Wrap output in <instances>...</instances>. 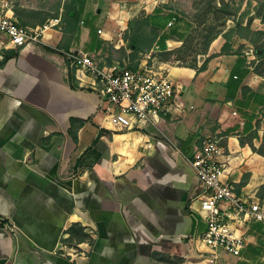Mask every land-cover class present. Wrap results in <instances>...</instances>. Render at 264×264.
<instances>
[{"label":"crops","instance_id":"1","mask_svg":"<svg viewBox=\"0 0 264 264\" xmlns=\"http://www.w3.org/2000/svg\"><path fill=\"white\" fill-rule=\"evenodd\" d=\"M67 2L40 42L15 46L0 31V264H264V220L255 218L239 255L211 260L205 216L193 208L199 179L186 160L220 136L229 180L264 202V154L253 148L264 137V74L251 32H233L224 51L225 28L196 67L154 55L181 87L185 110L120 129L68 52L110 63L131 50L123 58L136 63L137 52L179 46L194 24L161 11L159 0H71L66 10ZM136 34L138 51L128 48Z\"/></svg>","mask_w":264,"mask_h":264},{"label":"built area","instance_id":"2","mask_svg":"<svg viewBox=\"0 0 264 264\" xmlns=\"http://www.w3.org/2000/svg\"><path fill=\"white\" fill-rule=\"evenodd\" d=\"M61 22L59 14L43 24L24 25L10 5L0 1V31L15 46L40 42L46 29L60 26ZM68 55L73 59L77 79L83 83L88 77V86L100 95L102 102H107L106 121L119 124L120 129L159 123L163 115L185 110V103L180 100L181 87L173 82L166 68L149 59V54L136 68L119 60L101 63L84 51H72ZM170 142L178 149L173 140ZM148 146L152 147V143ZM223 154L221 137L214 135L202 140L192 158L186 157L199 179V193L194 201L200 204L199 208H193L205 216L207 227L202 240L212 261L220 258L221 251L239 255L245 246L248 222L254 218L264 220V202L248 199L237 191L235 183L228 178V162L220 158ZM5 225L15 228L10 222Z\"/></svg>","mask_w":264,"mask_h":264},{"label":"rangeland","instance_id":"3","mask_svg":"<svg viewBox=\"0 0 264 264\" xmlns=\"http://www.w3.org/2000/svg\"><path fill=\"white\" fill-rule=\"evenodd\" d=\"M10 1L13 6L17 5L20 8L25 9V17L29 22L28 25L30 26L41 24L40 21L44 17L47 21L49 18L61 14L64 8V5H62L64 0ZM67 1L68 2L65 8L66 10L68 6L71 5V0ZM157 3L161 11L180 13L186 19L191 21L192 24H194V27L187 39L183 43L179 44V46L176 48L172 49L171 51L161 50L149 53V59H153V56L156 55L159 58L168 59L174 64L196 63L199 59H202L204 56L201 54L206 51L208 46L207 41L209 39V33L214 30H224L225 28L232 29V27H234L239 35H242L244 32L246 33V31L251 32L260 30L254 28L258 25L252 22L253 19L250 18V15L254 14L253 16L261 17L262 15L258 14V12L263 10L264 13V0H159ZM243 17H245V19L249 17L248 21L246 22L247 25H241V27L236 26L238 21H243ZM243 27L244 29L246 28V31L243 30ZM147 29L151 31V33L158 32V28L155 27L147 26ZM128 48H130L129 44ZM126 53L133 52L131 50L129 52L125 51L118 56V59L124 63L128 62L127 64H130L133 61H128V59L123 58L124 54ZM145 54L146 53L137 52L139 61H141L143 58H148L145 56ZM260 148H264V140L260 145Z\"/></svg>","mask_w":264,"mask_h":264},{"label":"trees","instance_id":"4","mask_svg":"<svg viewBox=\"0 0 264 264\" xmlns=\"http://www.w3.org/2000/svg\"><path fill=\"white\" fill-rule=\"evenodd\" d=\"M224 9H225V7H224ZM14 10H15V14H16V16H17V18H18V20L20 21V23H22V24H24V25H28L29 24V22L27 21V19H26V17H25V15H26V11H25V9H22V8H20L19 6H14ZM258 14H261L262 16V19L264 20V13H263V10L261 11H259L258 12ZM46 21V18L44 17L43 19H41V24H43L44 22ZM148 22L149 21H142V22H140V49H141V38H142V30H143V28H144V26L146 25V24H148ZM241 25H242V23H241V21H238L237 22V24H236V26H239V27H241ZM230 30V32L228 33H225L224 35H225V37L227 38V41L225 42V44H224V47H223V50L224 51H229L230 50V46H231V44H230V37H231V34L234 32V31H237V30H235V29H229ZM222 31H223V29H220V30H214V31H212L211 33H209V39H208V41H207V44L209 45L210 44V42L214 39V38H216L217 37V35L219 34V33H222ZM155 34V33H154ZM243 34V33H242ZM251 35L252 36H250V34H248L247 35V37L248 36H250V37H248L249 39H250V41L255 45V48H256V50H257V54H258V57H259V63H258V65H257V69L262 73V74H264V31H262V30H257V31H251ZM243 36V35H242ZM254 36V37H253ZM129 45H130V47H133L134 48V50L135 51H138L139 50V36L136 34V35H134L131 39H130V43H129ZM171 51V50H170ZM206 52V51H205ZM72 60V59H71ZM138 63H139V61L138 62H131L130 64H129V66L130 67H132V68H136L137 67V65H138ZM186 65H191V66H194V67H196V63H187ZM207 65V59L205 60V62L203 63V65H202V67H205ZM263 140H264V137H263ZM253 148L255 149V150H257V151H259L260 153H262V154H264V148H256V147H254L253 146ZM262 189H264V186H263V188ZM261 193H262V191H261Z\"/></svg>","mask_w":264,"mask_h":264}]
</instances>
